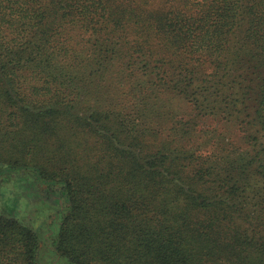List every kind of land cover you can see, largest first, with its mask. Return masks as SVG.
Segmentation results:
<instances>
[{"label": "trees", "instance_id": "16d2710c", "mask_svg": "<svg viewBox=\"0 0 264 264\" xmlns=\"http://www.w3.org/2000/svg\"><path fill=\"white\" fill-rule=\"evenodd\" d=\"M0 139V264H264V0H0Z\"/></svg>", "mask_w": 264, "mask_h": 264}, {"label": "rangeland", "instance_id": "374dc122", "mask_svg": "<svg viewBox=\"0 0 264 264\" xmlns=\"http://www.w3.org/2000/svg\"><path fill=\"white\" fill-rule=\"evenodd\" d=\"M4 119L7 120L8 117V109H6L4 112ZM5 139V138H4ZM1 140V139H0ZM7 142V140H6ZM5 142L1 144L0 143V152L3 151L4 156H9V152L10 150H8L7 148V143ZM11 188V184H8L6 186L4 185H0V190H6V189H10ZM7 190V191H8ZM5 191V192H7ZM3 194H1V198H2ZM5 197V196H4ZM2 202L0 201V208H1ZM19 213L17 215V217L21 218V220L28 224V225H32L34 227H37L38 225H40V223L47 218L48 213L50 211H52V209H50V207L48 205H42L41 204H37L35 201H33L31 198H21L19 201ZM1 212V209H0ZM3 244V241H2ZM0 244V249H7L9 246V244L7 245H2ZM8 257L10 256H6L4 257V259H2L3 263L2 264H9L8 263ZM16 264H24L21 261V258H19L16 262Z\"/></svg>", "mask_w": 264, "mask_h": 264}]
</instances>
